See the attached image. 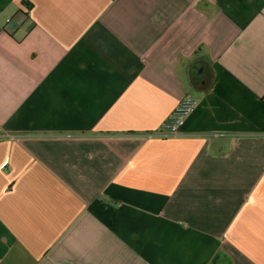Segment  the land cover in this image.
Segmentation results:
<instances>
[{"label":"crops","instance_id":"0c3cea01","mask_svg":"<svg viewBox=\"0 0 264 264\" xmlns=\"http://www.w3.org/2000/svg\"><path fill=\"white\" fill-rule=\"evenodd\" d=\"M0 264H264V0H0Z\"/></svg>","mask_w":264,"mask_h":264},{"label":"built area","instance_id":"2783aa9c","mask_svg":"<svg viewBox=\"0 0 264 264\" xmlns=\"http://www.w3.org/2000/svg\"><path fill=\"white\" fill-rule=\"evenodd\" d=\"M196 101L186 98L181 101L168 120L162 125L157 135L160 138L181 136L188 117L195 111Z\"/></svg>","mask_w":264,"mask_h":264}]
</instances>
